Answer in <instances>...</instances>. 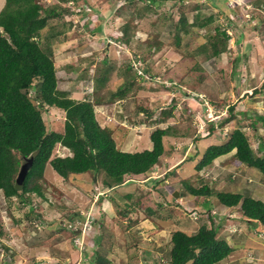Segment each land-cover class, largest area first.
Here are the masks:
<instances>
[{"label": "rangeland", "instance_id": "374dc122", "mask_svg": "<svg viewBox=\"0 0 264 264\" xmlns=\"http://www.w3.org/2000/svg\"><path fill=\"white\" fill-rule=\"evenodd\" d=\"M3 3L0 0V9ZM65 5L70 11L49 19L42 30L43 35L62 31L51 39L58 87L77 100L99 95L106 99L133 78L124 97L95 105L100 125L109 126L116 146L127 151L150 148L149 134L156 127L169 126L170 133L163 136L159 164L126 176L124 184L112 190L102 183L101 173H94L95 183L91 173L64 179L49 164L45 181L40 180L46 199L31 194L24 203L15 195L5 197L0 189V264H162L168 260L173 230L193 232L208 222L205 213L198 217L194 197L178 191L184 178L264 201V175L244 164L223 163L233 151L201 169L200 181L194 169L205 147L225 141L234 126L247 134L256 153L264 152V0H185L148 8L143 0H77ZM180 17L186 18L189 29L176 35ZM216 27L229 38L226 49L212 57L207 42ZM147 42L160 47L148 48ZM142 68L147 71L140 77ZM101 75L105 80L99 87L96 76ZM29 94L33 97L34 89ZM228 106L232 120L223 127L217 121L213 132L203 136L206 116L220 120L230 113ZM166 111L170 114L164 116ZM42 115L48 129H63L64 111L49 107ZM156 117L160 122L153 121ZM69 153L60 143L52 150V156ZM194 153L199 156L190 159ZM145 195L148 204L161 206L150 219L145 218ZM134 200L138 204H130ZM125 204L127 217H122L117 210ZM228 210L213 202L209 213L220 216ZM69 211L79 212L75 234L64 228ZM134 218L138 222L131 224ZM249 226L229 218L222 222L219 234L233 251L221 264H264V227Z\"/></svg>", "mask_w": 264, "mask_h": 264}, {"label": "trees", "instance_id": "16d2710c", "mask_svg": "<svg viewBox=\"0 0 264 264\" xmlns=\"http://www.w3.org/2000/svg\"><path fill=\"white\" fill-rule=\"evenodd\" d=\"M59 1L64 4L57 2L51 6H44L40 0H4L0 9V189L5 197L15 195L24 203H29L31 194L41 200L47 198L43 184L40 182V180L45 181L44 171L47 164L64 179L91 173V181L95 183V174L101 173L102 183L111 190L115 189L124 184L126 176L139 175L153 165L159 164L162 153L165 151L163 136L170 133L169 126L156 127L149 134L150 148L127 151L116 146L112 136L113 130L109 126L100 125L96 118L95 105H109L113 102V98L124 97L133 83L132 77V80H125L117 86L106 99L99 95L95 96L94 100L89 98L77 100L58 87L59 77L54 66L51 39L57 37L62 31L50 30L43 35L42 30L49 19L70 11L65 2L74 1L75 3L77 0ZM116 1L118 3L121 0H113V2ZM122 1L130 3L133 0ZM143 1L148 8L165 3L174 5L185 0ZM187 27L186 18L180 17L176 35L181 30L188 31ZM90 30L93 28L91 27ZM208 36L207 54L212 57L218 56L226 49L228 34L216 27L214 33ZM147 47L158 49L160 46L158 42H147ZM102 62L105 64L108 60L103 58ZM128 68H130L129 65ZM146 71L142 68L140 77H143ZM96 77L97 84L101 87L105 76ZM31 89H34L33 97L29 94ZM49 107L64 111L62 130L48 129L46 126L42 111H47ZM231 110L232 107L228 106L230 111L228 116L224 114L220 120L216 121L205 115L207 124L205 131H201L205 132L203 136L213 132L217 121H220L218 122L220 127L227 125L233 117ZM146 112L147 116L152 114L151 111ZM169 114V111L163 112L164 116ZM153 121L160 122L159 117L154 118ZM251 125L254 127V124ZM57 143L66 147L70 153L52 156V150ZM256 151L252 148L247 134L240 127L234 126L225 141L207 145L197 158L194 165L196 179L199 181L203 179L199 174L201 169L209 167L217 157L229 152L232 153L224 158L223 163L244 164L264 175V152L258 154ZM197 156L199 155L194 153L189 154L188 157L193 159ZM24 163L28 165L18 187L15 185V178ZM171 169L169 171L174 173L175 170ZM181 183L182 188L178 190L181 196L194 197L192 203L193 207H199V211L198 208L196 209L198 217H202L205 213L208 222L200 223L193 232L173 230L168 260L162 264H221L233 251L228 240L219 234L221 224L227 218L248 222L250 229L258 230V226L264 227L263 200L244 195L239 191L215 189L211 183L205 181L195 185L189 178H184ZM100 195L102 197V194ZM126 195H129L127 198L130 197V194ZM145 198L143 201L145 215H147L145 218L150 219L161 206L153 207L148 204L146 195ZM213 202L222 204L229 209L230 213L235 211L239 216L236 217L229 212L220 216L218 212L210 214ZM130 204L136 205L138 201H131ZM126 211V204L124 208L117 210L122 217H127ZM78 213V211H69L65 216L68 219L67 223H64V228L66 229L67 226L72 234L76 233L74 227L80 221L79 218L75 219ZM137 222L138 218L130 220L131 224ZM98 237L99 235L97 239Z\"/></svg>", "mask_w": 264, "mask_h": 264}, {"label": "water", "instance_id": "95a60500", "mask_svg": "<svg viewBox=\"0 0 264 264\" xmlns=\"http://www.w3.org/2000/svg\"><path fill=\"white\" fill-rule=\"evenodd\" d=\"M27 165H28L27 163H24V164L21 165V167L19 169V172H18V174H17V176L15 178V185L18 186V187L20 186V184L22 182V179L24 177ZM176 193H178V192L177 191L174 192V195H176Z\"/></svg>", "mask_w": 264, "mask_h": 264}, {"label": "built area", "instance_id": "2783aa9c", "mask_svg": "<svg viewBox=\"0 0 264 264\" xmlns=\"http://www.w3.org/2000/svg\"><path fill=\"white\" fill-rule=\"evenodd\" d=\"M207 117L210 119L211 116H207Z\"/></svg>", "mask_w": 264, "mask_h": 264}, {"label": "crops", "instance_id": "0c3cea01", "mask_svg": "<svg viewBox=\"0 0 264 264\" xmlns=\"http://www.w3.org/2000/svg\"><path fill=\"white\" fill-rule=\"evenodd\" d=\"M162 177H164L163 175H162ZM133 179V178H132Z\"/></svg>", "mask_w": 264, "mask_h": 264}]
</instances>
